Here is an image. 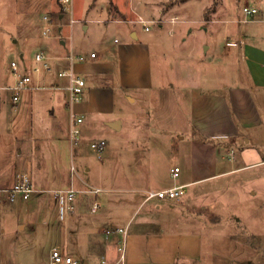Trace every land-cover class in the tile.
I'll use <instances>...</instances> for the list:
<instances>
[{
    "label": "crops",
    "instance_id": "obj_1",
    "mask_svg": "<svg viewBox=\"0 0 264 264\" xmlns=\"http://www.w3.org/2000/svg\"><path fill=\"white\" fill-rule=\"evenodd\" d=\"M112 9L116 15L106 23L87 18L83 21L75 19L77 23L71 26L68 23L61 24L53 36L46 37V42L42 41L34 54L43 52L49 58L50 71L33 73L32 69L35 66L33 58L22 61L21 67L32 76L33 85L40 88L22 92L19 102L12 106L16 113L14 119L17 125H14L17 130L14 131L13 138L17 142L16 156L24 153L30 159L36 155L35 159L40 161L36 165L38 169L52 168L53 162L57 164L60 157L57 155V149L49 146L53 142L51 137L58 141V138L66 134L69 141L71 111L82 118L81 137L83 141H87L94 131L103 127L113 129L109 123L119 122V128L113 130H120L124 120L125 122L130 120L129 115L132 113L128 105L135 102L134 96L154 88L152 49L156 38L153 35L146 36L141 26L136 29L135 21L143 17L136 12L135 7H132L134 18L117 10L116 7ZM167 10L166 6H158V16H164ZM215 12L216 9L213 13ZM80 22L82 23L76 26ZM239 22L245 24L248 21L244 19ZM101 23L104 25H98ZM64 25L68 27L69 32H62ZM231 29L228 25L227 30ZM91 52L97 54V59L72 64L67 59L69 55L77 54L88 58ZM188 52L187 55L190 54V57L196 55L202 58L205 55L212 58L214 62L210 65L214 67L217 61L222 70L215 66L212 71L211 67L207 68L201 64L183 68L182 84L178 82L176 84L183 93L182 104L187 102L192 106L193 117L190 115L191 119L188 117V122L193 125V130L201 135L199 142L194 144L197 155L191 164L193 178L188 183L170 182L159 185L156 190L186 186L249 167L260 168V175L264 177V35L249 37L239 33L225 36L222 45L219 44V39L212 35L207 38L205 44L198 46L194 43ZM20 58L23 59L22 52ZM68 68L73 69L85 81L82 99L72 106L68 104L66 80L57 76L59 70ZM223 71L225 75L223 74L218 85L216 84L217 93L212 92L214 82L211 76ZM9 85L3 86V91L10 94L5 89ZM174 91L175 85L170 84L167 95L172 93L173 96ZM3 99L0 95V102ZM10 104L12 105L11 102ZM43 114L49 117L52 124L49 128H45L40 121ZM59 132L60 134L62 132L61 136L58 135ZM240 132L255 139V144L251 148L249 137L245 138L247 144L238 147V150L242 160L244 159L247 164L236 167L233 166L235 156L228 151L219 156V150L213 148L214 144L209 138H237ZM69 149L73 155L76 149L73 151L71 147ZM230 155L233 159L227 161ZM225 161L229 165L228 171L215 175L202 173L204 169L218 167ZM85 171L88 172L89 167H86ZM3 176L2 171L0 178ZM77 179H80L78 174ZM14 180H8L7 184L11 186ZM40 182L45 185L62 184L63 177L47 171L40 177ZM82 187L85 188V185ZM79 188L82 189L81 186ZM54 189L57 188L52 190ZM36 190L44 192L42 187ZM87 194L91 193H78L77 196L80 197L77 199L76 196L72 210L67 214L73 254H78L84 245L89 251L97 252L100 264L102 260H105L106 264H264L262 240L248 241L246 235H235L234 238L232 236L229 238L230 241L233 240V244L220 248L215 240L218 225L212 221V217L217 216L210 214V210L207 209L189 207L195 206L192 204L193 199L186 200L182 206L184 210L178 212L173 205L181 201L145 200L136 195L108 193L99 203L97 197L99 193L92 194L91 198ZM259 200H262V204L252 207L255 211L250 212L251 216L249 213H238L239 217L236 220L239 222L240 217H243L248 226H252L251 235L254 238L264 234V225L262 227L255 225L264 224V199ZM151 201L153 204H147ZM94 202L99 204L98 210L102 207L101 214L97 216L95 214L98 210L95 213L91 212ZM136 206L146 208L138 220L131 222L136 212L133 209L132 214L131 210ZM101 224H105L106 230L126 228V234L113 233L107 237L105 234L99 235L98 229ZM19 226L23 229L25 224ZM206 240L209 243H206ZM81 257L82 264H89L94 258L89 253H84Z\"/></svg>",
    "mask_w": 264,
    "mask_h": 264
},
{
    "label": "rangeland",
    "instance_id": "obj_2",
    "mask_svg": "<svg viewBox=\"0 0 264 264\" xmlns=\"http://www.w3.org/2000/svg\"><path fill=\"white\" fill-rule=\"evenodd\" d=\"M158 6H166L167 14L158 16ZM115 7L133 18L132 7H135L136 12L145 20L168 19L170 16H177L179 20L171 27L172 35L167 32L170 29L168 23H164L160 28L155 23L149 24L150 31L145 32L146 36L153 35L156 38L152 49L154 88L134 96L135 102L128 105L132 113L129 115L130 120H124L120 130L103 127L104 129L92 132L87 141H83L80 136L79 145L73 155L70 153L66 134L58 138V141L51 137L53 142L49 146L57 149L60 158L57 164L52 163V168L38 169L36 165L40 161L35 159L36 155L30 159L24 153L16 156L17 142L13 138V133L17 130L14 119L16 113L14 105L9 101L10 94L3 91V86L12 82L10 62L15 61L21 67L22 61L33 58L41 42H46V37L41 35V29L46 26L43 16H48L55 24H66L70 15L66 13L59 18L56 0H0V95L4 98L0 102V172L4 173V181L0 178V183L3 184H0V188L10 187L8 180H16L19 174H27L36 189H44L42 193L32 194L27 201L17 199L12 203H0V264H48L50 252L54 247L61 253L64 250L63 255H70L80 264L81 255L84 253L94 257L89 264H100L97 252L89 251L84 245L78 254L72 253L69 215L64 221L58 219L57 202L50 190L70 186L72 164L80 178H75L74 187L80 189L81 186L85 189L82 185L86 182L90 187L99 188V203L108 193L136 195L144 199L146 190H156L159 185L190 182L193 178L191 164L197 155L194 144L199 142L201 135L195 132L193 125L188 122V117H193L192 106L187 102L182 104L183 93L176 82L182 84V71L186 66L201 64L207 68L211 67L212 71L215 66L221 70L222 67L217 61L214 67L211 66L210 63L214 60L205 55L202 58L196 55L190 57V54L187 55L188 49L194 43L198 46L205 44L207 38L212 35L219 39L221 45L225 36L239 33L249 37L264 35V0H73L72 17L81 21L87 18L106 23L116 15L112 9ZM244 7L255 8L256 13L247 17L242 11ZM215 9L216 12L213 13ZM206 19L217 21L208 22ZM244 19L248 22H239ZM228 25L231 30H227ZM135 27L139 29L140 25L136 24ZM62 32H69L68 27L64 25ZM55 33L53 30L50 37ZM21 52L23 59L20 58ZM223 74L225 75V71L211 76L214 82L212 92L217 93V85ZM170 84L175 85L173 96L172 93L167 95ZM40 121L45 128H49L51 123L48 115L43 114ZM61 134L58 133L59 136ZM247 137L248 134L240 132L237 138L209 140L214 144L213 148L219 150V156L228 151L235 156L233 166L240 167L247 163L242 160L238 147L247 144ZM249 139L252 148L255 139ZM100 140L105 141L106 146L102 153L98 154L90 149L89 143ZM86 167H89L88 172L85 171ZM175 167H178L180 172L177 178L172 179L170 171ZM228 170L229 165L225 161L218 167L204 169L202 173L215 175ZM47 171L52 175H61L62 184L41 183L40 177ZM263 194L264 177L260 175V168L249 167L187 184L184 194L174 200L181 202H176L173 206L180 212L185 201L193 199L192 204L195 206L189 207L207 209L210 214L217 216L212 217V221L218 225L215 240L221 248L233 244V240L230 241L229 238H234L235 235H246L248 241L264 242V234L259 238L252 237V226H248L243 217H240L239 222L236 221L238 213H249L251 216L250 212L255 211L252 207L262 204L259 199H264ZM87 195L89 198L93 197L92 194ZM79 197L80 195L77 199ZM150 203L153 204V201L147 204ZM141 207L132 208L131 213L136 212L131 222L138 220L144 213L146 206ZM101 212L102 207L95 215ZM20 224H25L23 229ZM252 225L262 227L264 224ZM105 227V224L100 225L99 235L105 234ZM206 236L210 238L207 234ZM206 243L209 241L206 240Z\"/></svg>",
    "mask_w": 264,
    "mask_h": 264
},
{
    "label": "built area",
    "instance_id": "obj_3",
    "mask_svg": "<svg viewBox=\"0 0 264 264\" xmlns=\"http://www.w3.org/2000/svg\"><path fill=\"white\" fill-rule=\"evenodd\" d=\"M58 7V16L62 18L66 13L70 15L68 25L71 26L77 23L72 17V5L73 0H56ZM243 13L247 17H251L256 13L255 8L244 7L242 9ZM46 22V26L41 29V35L44 37H49L52 31H56L61 24H55L48 16H43L42 18ZM177 16H172L168 19H158V20H144L139 17L135 22L141 26V29L145 32L149 30L148 25L155 23L158 27L162 26L164 23L170 25V29L167 31L168 34H172L171 27L178 22ZM234 43V42H232ZM230 44V43H229ZM68 61L70 64L73 62H83L88 60L97 59V54L91 52L88 58L84 55H69ZM33 60L35 66L32 69L33 73L39 74L41 72H48L51 69L49 58L43 52H37L34 54ZM10 71L12 76V82L5 89L10 92V102L12 105H16L21 97L22 92L31 89H38L40 87L33 85L32 76L25 72L22 67H20L15 61L10 62ZM59 78L66 80L65 90L67 92L68 104L72 106L73 104L79 102L82 99L85 81L81 78L73 69H61L57 72ZM82 118L76 116L72 111L69 116V127H68V138L71 150L73 151L79 145V137L81 136L80 124ZM106 146V142L103 140L92 141L89 143L90 149L94 150L98 154L102 153ZM233 157L230 155L227 157V161H231ZM171 178L175 179L179 175V168L175 167L170 171ZM77 177V172L74 165L70 168V186L65 189H54L50 190L53 198L57 202V215L60 221H64L67 214L72 210L73 202L78 193H91L98 194L101 190L99 188L90 187L85 184V189L78 190L74 187V178ZM185 186H174L167 189L161 190H146L144 192L145 200H178V197L184 194ZM42 192V190H36L33 187L31 179L27 174H19L15 182L8 188H0V203H12L17 199L27 201L30 196L34 193ZM99 208V204L94 202L91 206V212L95 213ZM113 233H119L122 235L126 234V228H114L105 230L106 237ZM123 256L121 255L120 260L122 261ZM48 264H80L77 260L71 258L70 256L63 255L61 251L54 247L52 248ZM101 264H106L105 260L101 261Z\"/></svg>",
    "mask_w": 264,
    "mask_h": 264
},
{
    "label": "water",
    "instance_id": "obj_4",
    "mask_svg": "<svg viewBox=\"0 0 264 264\" xmlns=\"http://www.w3.org/2000/svg\"><path fill=\"white\" fill-rule=\"evenodd\" d=\"M111 128L113 129H118L119 128V122H112L108 124Z\"/></svg>",
    "mask_w": 264,
    "mask_h": 264
}]
</instances>
